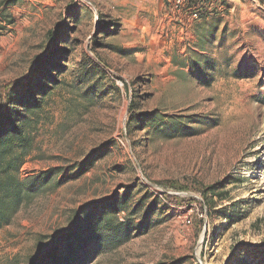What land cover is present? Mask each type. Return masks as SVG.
Wrapping results in <instances>:
<instances>
[{"label": "rangeland", "instance_id": "1", "mask_svg": "<svg viewBox=\"0 0 264 264\" xmlns=\"http://www.w3.org/2000/svg\"><path fill=\"white\" fill-rule=\"evenodd\" d=\"M8 110L30 140L11 157L23 194L0 264H69L73 231L81 264H264L258 3L193 21L171 0H0Z\"/></svg>", "mask_w": 264, "mask_h": 264}, {"label": "trees", "instance_id": "2", "mask_svg": "<svg viewBox=\"0 0 264 264\" xmlns=\"http://www.w3.org/2000/svg\"><path fill=\"white\" fill-rule=\"evenodd\" d=\"M190 2L194 3L195 0H191ZM20 85L19 83H12L7 87V89L12 92ZM25 88L27 89L28 87L24 86V89ZM26 95L27 93H24V96ZM33 102L34 101L32 99L26 102L20 101V105L23 106L24 112H27L28 114L34 108L40 107V105H35ZM14 113L16 114L13 110L0 113V227L9 221L10 217L4 213V206L7 205L11 194H13L11 202L15 205V208L20 205L23 194V187H21V183L14 180L15 178L11 175V171L15 168L14 159L11 157L15 153V150L27 148L30 140L23 127L27 119L24 116L23 124L19 123V120L16 118ZM54 175L55 173L53 171L45 172L41 173L36 178L31 179V183L28 187L30 188L29 191L33 193L39 192L44 185L54 177ZM65 180L66 179H64V181ZM13 182H15V188L11 186L13 185ZM62 182L63 181L57 183V186ZM159 186L166 188L167 184H159ZM207 190H209V192H213L214 194L216 192V187H209ZM74 235L75 233L73 231L62 239L63 252L69 256V264H81L84 259L85 248L82 243V238L75 239ZM57 255L58 254L56 253L54 255L55 257L51 258L47 264H61L57 260Z\"/></svg>", "mask_w": 264, "mask_h": 264}, {"label": "built area", "instance_id": "3", "mask_svg": "<svg viewBox=\"0 0 264 264\" xmlns=\"http://www.w3.org/2000/svg\"><path fill=\"white\" fill-rule=\"evenodd\" d=\"M171 0L172 6L179 11H182L193 21H198L202 18L212 17L217 14H222L228 10L233 0ZM259 4V9L264 11V0H244Z\"/></svg>", "mask_w": 264, "mask_h": 264}]
</instances>
